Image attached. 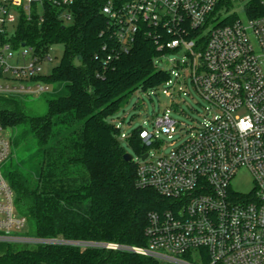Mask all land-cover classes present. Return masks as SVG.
Instances as JSON below:
<instances>
[{"label":"built area","instance_id":"1","mask_svg":"<svg viewBox=\"0 0 264 264\" xmlns=\"http://www.w3.org/2000/svg\"><path fill=\"white\" fill-rule=\"evenodd\" d=\"M76 1L0 0V78L13 85L0 84V96L9 90H49V84L38 79L43 75L40 62L49 54L39 56L24 43L15 46L14 30L9 29H15L21 14L29 18L35 13L42 21L47 6L59 9L63 22H70ZM101 12L113 44L106 60L127 53L137 36L145 34L159 51L157 67L169 61L168 52L186 58L176 60L177 78L189 68L192 84L218 113L207 110L208 120L189 131L184 142L154 158L147 150L154 131L138 127L146 150L132 154L135 182L153 189L165 202L148 215L145 245L29 234L27 219L17 211L14 191L1 172L0 243L100 246L158 264H264V0H107ZM12 57L14 64L9 63ZM160 69L169 74L163 82L168 84L172 70ZM174 125L166 113L152 120V128L163 134L170 135ZM4 130L0 124V163L10 154ZM121 138H126L123 131ZM241 167L252 177L248 192L231 186Z\"/></svg>","mask_w":264,"mask_h":264},{"label":"trees","instance_id":"2","mask_svg":"<svg viewBox=\"0 0 264 264\" xmlns=\"http://www.w3.org/2000/svg\"><path fill=\"white\" fill-rule=\"evenodd\" d=\"M106 1L77 0L70 22H63L60 10L51 6L45 8L42 21L35 13L19 17L11 37L15 46L24 43L43 56L51 44L63 45L59 64L38 79L65 91L46 97L47 111L41 115L20 114L16 105L13 110L0 109L4 129L23 125L43 150L33 188L19 169L7 178L33 235L143 246L148 215L165 202L153 189L136 184L134 162L123 159L122 130L112 117L134 90L156 88L169 74L157 67L159 51L142 33L127 53L106 60L113 45L101 12ZM125 140L135 154L146 150L138 128ZM8 246L0 252V264H158L130 251L100 246Z\"/></svg>","mask_w":264,"mask_h":264},{"label":"rangeland","instance_id":"3","mask_svg":"<svg viewBox=\"0 0 264 264\" xmlns=\"http://www.w3.org/2000/svg\"><path fill=\"white\" fill-rule=\"evenodd\" d=\"M241 7V6H240ZM12 26L9 31H13ZM49 59L40 62L41 73L49 75L53 67L57 66L63 53L61 43L51 44L47 50ZM169 61H160L159 68L171 69L172 74L168 84H162L156 88L144 90L137 88L122 103L120 108L112 117L114 125L118 126L124 135L128 136L131 130L139 126H145L154 131V142L147 148L150 157H157L175 148L187 138L189 131L199 127L204 121L208 120L205 114L211 109L214 113L218 110L211 107L196 90L191 82L189 68L184 70V75L178 78L176 73V60L186 59L179 53L168 52ZM10 64H14V58L9 59ZM175 63V65H174ZM6 80L0 78V84L5 85ZM12 88V83L10 85ZM64 88H58L55 84L49 85V90L40 94H21L17 91L9 90L7 95L0 96V109L13 110L14 105L20 114L41 115L46 113V97L56 96L63 93ZM11 100V101H7ZM166 113L175 120L174 131L168 135L152 128V120L157 114ZM3 135L10 142V154L0 163V172L8 180V174L16 169L24 173L28 188H33L37 182L38 172L43 157V150L36 144L35 139L26 131L23 125L15 128L7 127ZM127 153L135 154L132 146L125 139L120 141ZM233 189L241 192H248L253 186L250 173L244 167L239 168L231 180ZM16 205V204H15ZM17 211L19 210L16 205ZM21 211V210H20ZM28 233L32 234V229L27 222ZM21 244H10L11 249H20ZM7 245L0 243V252L5 251Z\"/></svg>","mask_w":264,"mask_h":264},{"label":"water","instance_id":"4","mask_svg":"<svg viewBox=\"0 0 264 264\" xmlns=\"http://www.w3.org/2000/svg\"><path fill=\"white\" fill-rule=\"evenodd\" d=\"M146 155H147V154H144V155L142 156V159H144V158L146 157ZM123 159L126 160V161H130V160L132 159V154L125 152V153L123 154Z\"/></svg>","mask_w":264,"mask_h":264}]
</instances>
